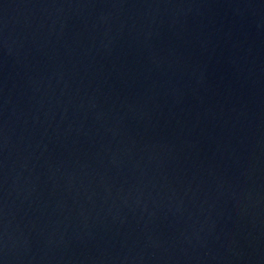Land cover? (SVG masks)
Instances as JSON below:
<instances>
[{"label":"water","instance_id":"1","mask_svg":"<svg viewBox=\"0 0 264 264\" xmlns=\"http://www.w3.org/2000/svg\"><path fill=\"white\" fill-rule=\"evenodd\" d=\"M0 236L264 264V0H0Z\"/></svg>","mask_w":264,"mask_h":264}]
</instances>
